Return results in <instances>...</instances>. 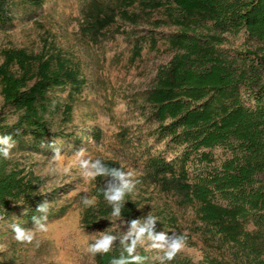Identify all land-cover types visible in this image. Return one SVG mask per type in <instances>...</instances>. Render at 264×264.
I'll list each match as a JSON object with an SVG mask.
<instances>
[{"label": "trees", "instance_id": "1", "mask_svg": "<svg viewBox=\"0 0 264 264\" xmlns=\"http://www.w3.org/2000/svg\"><path fill=\"white\" fill-rule=\"evenodd\" d=\"M43 3L0 0V29L10 27L20 11L37 10ZM117 18L132 26L143 19L154 31L175 29L166 40L173 53L156 68L144 94L145 121L150 137L184 150L175 162L147 153L140 179L178 208L191 209L195 219L189 227L206 245L228 250L234 264H264V0H90L82 10L80 33L92 43L123 34L106 35ZM241 33L250 47H225L227 35ZM150 40L155 46V36ZM143 44L144 38L134 41L133 59ZM0 58L2 106L17 114L12 123L0 120V138H12L7 157L0 152V223L24 228L60 214L48 205L56 192L37 193L9 156L58 145L51 142L45 119L55 109L49 95L58 89L78 91L84 80L76 63L60 52L0 48ZM215 149L224 153L218 165ZM96 169L93 204L83 217L88 226L117 215L132 227L140 224L145 235L175 230L183 239L169 204L143 222L139 199L118 181L123 168L117 162L99 160ZM39 205L46 210L38 211ZM94 258L96 264L149 262L134 237ZM175 259V264H194ZM233 263L206 254L199 264Z\"/></svg>", "mask_w": 264, "mask_h": 264}, {"label": "rangeland", "instance_id": "2", "mask_svg": "<svg viewBox=\"0 0 264 264\" xmlns=\"http://www.w3.org/2000/svg\"><path fill=\"white\" fill-rule=\"evenodd\" d=\"M89 2L44 0L39 9L20 11L10 27L0 29L1 49L60 52L76 63L84 80L78 91L58 89L49 95L55 109L45 119L50 140L58 145L15 150L9 156L22 175L36 186L37 193L56 192L48 205L54 214H60L21 228L31 236V240L25 241L16 239L11 221L1 222L0 264H96L95 253L103 250H94L96 245L110 238L106 248H111L131 237L138 249L147 253V264H175V258H188L199 264L206 254L233 263L228 250L206 245L200 235L191 231L189 226L195 219L191 209L178 208L171 198L140 179L147 153L175 162L184 150L150 137V124L145 121L144 94L156 68L173 53L166 40L175 32L174 27L154 31L143 19L132 26L117 18L106 35L111 36L115 30L123 34L92 43L79 30L82 10ZM136 6L137 3L130 10ZM151 35L157 41L155 46ZM140 38H144L143 49L133 59L132 47ZM248 44L241 33L227 35L225 47L244 49L250 47ZM67 105L71 111L66 114ZM16 117L12 109L2 106L0 94V120L12 123ZM60 138L66 141L59 142ZM213 154L218 165L224 153L215 149ZM99 160H113L123 168L118 181L139 199L143 222L152 217L153 211L169 204L178 217L183 239L179 240L175 230L145 235L140 224L132 227L117 215L99 218L97 224L88 226L83 217L93 204ZM196 168L191 167L190 171ZM177 241L180 247L174 251L172 245Z\"/></svg>", "mask_w": 264, "mask_h": 264}, {"label": "clouds", "instance_id": "3", "mask_svg": "<svg viewBox=\"0 0 264 264\" xmlns=\"http://www.w3.org/2000/svg\"><path fill=\"white\" fill-rule=\"evenodd\" d=\"M11 140H12L11 136H5V137L0 138V144H3V145L6 146L5 148L0 149V152H2L5 157H7V155H8V150L7 149L12 146L9 143ZM37 210L38 211H44L46 209H45V207L43 205H39ZM14 231L16 233V239L17 240H20V241L31 240V236L27 235L25 233V231L23 229L19 228L18 226L14 227ZM109 239L110 238L105 239L102 243L96 245L94 250H100V249L106 250V246L109 243ZM179 247H180L179 241L173 243V245H172V248H173L174 251L179 249Z\"/></svg>", "mask_w": 264, "mask_h": 264}]
</instances>
